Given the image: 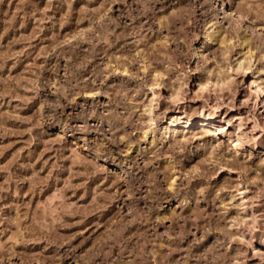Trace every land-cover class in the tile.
Returning <instances> with one entry per match:
<instances>
[{
  "label": "clouds",
  "instance_id": "obj_1",
  "mask_svg": "<svg viewBox=\"0 0 264 264\" xmlns=\"http://www.w3.org/2000/svg\"><path fill=\"white\" fill-rule=\"evenodd\" d=\"M0 264H264V0H0Z\"/></svg>",
  "mask_w": 264,
  "mask_h": 264
}]
</instances>
